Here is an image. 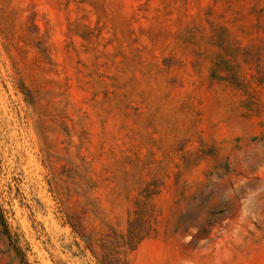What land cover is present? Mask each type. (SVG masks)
<instances>
[{
  "label": "rangeland",
  "instance_id": "374dc122",
  "mask_svg": "<svg viewBox=\"0 0 264 264\" xmlns=\"http://www.w3.org/2000/svg\"><path fill=\"white\" fill-rule=\"evenodd\" d=\"M0 264H264V0H0Z\"/></svg>",
  "mask_w": 264,
  "mask_h": 264
},
{
  "label": "trees",
  "instance_id": "16d2710c",
  "mask_svg": "<svg viewBox=\"0 0 264 264\" xmlns=\"http://www.w3.org/2000/svg\"><path fill=\"white\" fill-rule=\"evenodd\" d=\"M2 220H3V226L5 228V232L7 236L10 237V229L8 227V224L4 217H2ZM146 236H147V231L145 229H141L139 231H134L129 229L124 239V245H130V249L133 250L134 249L133 245H136L137 242H139Z\"/></svg>",
  "mask_w": 264,
  "mask_h": 264
}]
</instances>
